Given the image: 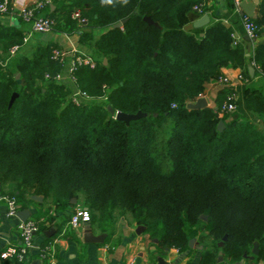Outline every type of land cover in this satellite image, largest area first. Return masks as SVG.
<instances>
[{"label":"trees","instance_id":"obj_1","mask_svg":"<svg viewBox=\"0 0 264 264\" xmlns=\"http://www.w3.org/2000/svg\"><path fill=\"white\" fill-rule=\"evenodd\" d=\"M48 1L41 13L56 19L57 31L77 30L73 10L86 18L81 41L106 63L79 68L77 83L93 97L104 87L108 93L106 101L76 106L67 98L70 87L45 80V72L62 69L51 58L54 43L0 64V194L14 195L20 208L38 205L32 195L56 211L81 205L101 232L118 220L143 226L159 253L189 249L196 226L205 236L195 239L202 245L198 264H233L251 255L255 242L258 253L247 264L264 261V132L242 113L186 108L223 67H241L247 81L259 76L257 70L249 76L248 64L264 70V0L251 18L258 39L242 64L244 52L220 21L192 26L201 0ZM205 10L212 13L214 5ZM21 40L14 35L3 49ZM107 105L142 115L126 123ZM244 108L264 118V94L246 87ZM47 211L37 208L34 216Z\"/></svg>","mask_w":264,"mask_h":264},{"label":"crops","instance_id":"obj_2","mask_svg":"<svg viewBox=\"0 0 264 264\" xmlns=\"http://www.w3.org/2000/svg\"><path fill=\"white\" fill-rule=\"evenodd\" d=\"M26 1L32 4L37 0ZM211 5H214V10L208 14L209 24L211 21H220L231 30V33L235 34L237 45L244 52V57L241 58L240 62L241 64L246 62V58L249 57L252 50V42L245 39L246 35L242 28V15L239 13V9H235L234 0H213L208 4V6ZM82 33L83 30L66 33L55 29L43 34L30 33L29 24L20 19L15 7H10L6 13H0V60L4 65H7L10 61H16L22 56L31 57L38 46L54 43L68 52L66 57L68 61L72 56L70 53L72 49H78L86 53L85 47L87 46L81 41ZM17 34L22 39L20 49L10 57L7 54L8 50H4L3 46ZM24 38H27L26 41H23ZM250 65L253 64H248L246 66L247 70ZM222 75L232 82L231 87L210 82L206 85L203 94L198 97L205 98L207 107L215 108L217 98L219 96L223 98L228 90L233 89L237 95V110L232 116L242 113L260 131L264 132V118H260L254 112L244 108L245 88L249 86L252 87V90L264 94V76H255L252 81L240 79L239 77H244L239 66L223 67ZM64 85L69 87L67 83H64ZM36 202L38 205L20 208V210L27 209L29 216H34L37 208L48 210L46 216L37 218L41 221L40 229L34 237V248L31 254L23 261L14 258H0V264H158V257H161L165 264H198L201 250L196 248L197 245H195V249L190 247L184 251L166 247L159 253L155 242L149 239L147 234L143 231L136 233L137 226L127 224L121 220L116 221L110 232H101L96 226L91 225V233L93 235L103 234L104 240L101 243L85 242L84 224L78 229H73L68 224L76 205L56 211L55 207L49 201H43V198L40 202ZM16 225L17 219L6 215L5 205L0 201V254L9 247L19 246L20 240L17 237ZM41 226L46 227V229L43 230ZM48 229H53V233L49 237L45 234ZM47 238L51 239L45 241ZM42 242H46L45 247L49 245L54 250L52 257L49 259L41 257L39 251ZM223 264H227V262ZM239 264H247L246 259ZM256 264H264V261H258Z\"/></svg>","mask_w":264,"mask_h":264},{"label":"built area","instance_id":"obj_3","mask_svg":"<svg viewBox=\"0 0 264 264\" xmlns=\"http://www.w3.org/2000/svg\"><path fill=\"white\" fill-rule=\"evenodd\" d=\"M213 0H201L199 3L193 6V9L201 15L206 14L205 10L208 4ZM241 0H234L235 9L239 8V2ZM50 2L48 0H37L32 4H29L26 0H0V13H6L10 7H15L18 11V15L22 21L29 24L30 33H48L52 31L56 25V19L53 17L43 16L41 11ZM71 19L75 21V25L78 31H82L84 25L87 23L85 17H83L79 10H73L71 12ZM242 28L245 35L249 40L254 43L258 39L259 28L257 24L248 16L242 15ZM233 44H237V38L234 33H230ZM24 38L23 41H26ZM20 49V44H15L9 47L8 56H13ZM72 54L71 58L67 61L68 52L55 47L51 51V58L57 60L61 63L62 69L54 74L49 72L44 73V79L48 81H54L59 84L67 83L70 87V93L68 95L69 101L74 105L79 106L86 104L97 98L98 100L106 101L108 90L104 86L103 94L97 97L89 95L87 92L82 90L77 83L76 71L81 67H87L90 69L95 68V59L87 54L79 51L78 49L70 50ZM1 65H4L0 61ZM254 70H257L259 76H264V70L260 69L258 66L252 65ZM240 79H245L239 77ZM216 83L228 85L231 87L232 82L223 75L219 76ZM222 115H232L237 110V95L233 89L228 90L219 107H215ZM0 201L4 203L6 208V215L11 218L17 219L16 233L20 240L18 247H9L0 254L1 259L14 258L18 261H23L25 258L31 254L34 248V237L40 229V220L34 216H28L24 221L20 220L17 216L20 206L16 200V197L11 194H0ZM89 220L88 210L81 206L76 205L73 213L71 214L68 224L73 229H78L86 221ZM53 249L51 246L47 245L43 249H40L41 257H47V259L52 257ZM49 264V263H48Z\"/></svg>","mask_w":264,"mask_h":264},{"label":"water","instance_id":"obj_4","mask_svg":"<svg viewBox=\"0 0 264 264\" xmlns=\"http://www.w3.org/2000/svg\"><path fill=\"white\" fill-rule=\"evenodd\" d=\"M257 3H258V0H250V1L241 0L239 2V8H240L239 9V13L241 15H246V16H248L250 18H255L256 15L254 13V9H255V6H256ZM51 9H53V5H51ZM143 19L148 24L157 26V23L152 21L149 17L144 16ZM209 20H210L209 19V15L208 14H203L201 17H199L198 19H196L193 22V27H196V28L204 27V26H206L209 23ZM123 22H124V20L119 21V22L115 23L113 25V27H120ZM202 34L203 33H200V35H202ZM245 39L249 40V38L247 36H245ZM103 61H104V63H106V58H104ZM248 72H249L250 77H253V73H254L253 66H251V65L248 66ZM16 78H19V74H16ZM15 96H16V93H13L11 95L10 100H9V105H11V103H12V101H13ZM205 107H207V102H206L204 97H198L194 101L186 103V108L187 109L198 110V109H202V108H205ZM107 110H108L109 114L114 116L115 119L121 120V121H125L126 123L129 120L136 119V118H138V117H140L142 115V113H140V112H137V113H125V112H121V111H114V109L110 105H107ZM223 128H224V123L222 121H219L218 124H217V129L218 130H222ZM30 198L32 200L38 201V202H40L42 200V197H40L39 195H32V196H30ZM74 201H75V199L71 200L72 203ZM17 216H18V218L20 220L24 221L29 216V211L27 209H22V210L18 211ZM143 230H144L143 226H137L136 229H135L136 233H138L140 231H143ZM52 233H53V229H48L45 234H46V236L49 237V236H51ZM224 239H225V237H224ZM103 240H104V235L103 234L93 235L91 233L90 221L89 220L86 221L84 223V241L85 242H93V243H101ZM152 240H153V242L156 241V239H152ZM194 243H195V239L194 238L190 239L189 240V247H193ZM196 248L201 250L202 249V245H197ZM257 253H258V245L255 242V243H253V247H252V250H251V255H247V254L244 253L242 259L240 261L234 262L233 264H239L244 259H253V257ZM157 260H158V264H165L161 257H158ZM219 260H221V256L220 255L218 257V261Z\"/></svg>","mask_w":264,"mask_h":264},{"label":"rangeland","instance_id":"obj_5","mask_svg":"<svg viewBox=\"0 0 264 264\" xmlns=\"http://www.w3.org/2000/svg\"><path fill=\"white\" fill-rule=\"evenodd\" d=\"M38 34V33H37ZM40 34V33H39ZM85 51L87 54L91 55L94 59L100 61V60H103L104 58L102 57V55H98V56H95L93 54V51L92 49H89L88 47H85ZM104 63V61H103ZM19 83V82H18ZM68 98V97H67ZM192 102V101H190ZM199 219L205 221L207 219V216L205 214H202V215H199ZM116 223V222H115ZM194 223V222H193ZM191 235H193L195 237V239L197 240V242H201V241H205V236H203L204 234H200L199 233V229L195 226H193L191 228ZM148 235V234H147ZM150 239V238H149ZM153 239H156V238H153ZM157 240L155 241V244H156ZM193 249H195V244L193 245ZM252 250V249H251Z\"/></svg>","mask_w":264,"mask_h":264},{"label":"clouds","instance_id":"obj_6","mask_svg":"<svg viewBox=\"0 0 264 264\" xmlns=\"http://www.w3.org/2000/svg\"><path fill=\"white\" fill-rule=\"evenodd\" d=\"M114 0H101L102 5H113ZM120 3L123 5H127L128 0H120Z\"/></svg>","mask_w":264,"mask_h":264}]
</instances>
